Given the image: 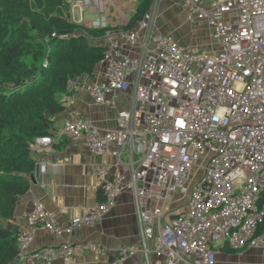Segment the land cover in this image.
Here are the masks:
<instances>
[{
	"label": "built area",
	"instance_id": "obj_1",
	"mask_svg": "<svg viewBox=\"0 0 264 264\" xmlns=\"http://www.w3.org/2000/svg\"><path fill=\"white\" fill-rule=\"evenodd\" d=\"M108 0H70L81 18L103 14ZM191 23L204 21L217 51L185 49L172 36L154 32L159 0L134 30L109 27L106 17L90 27L107 29L101 81L72 79L70 90L85 88L94 101L118 110L117 126L102 130L90 120L73 119L52 136L36 138L31 153H42L63 139L83 141L92 154L110 155L98 168L104 201L74 216L67 227L34 200L30 230L19 234L20 255L34 231L71 237L76 229L101 221L121 194L133 192L140 224L141 251L167 264L199 256L195 264H216L215 245L264 254V0H179ZM111 28V29H110ZM47 171V164L39 165ZM191 185L186 208L168 211ZM153 202L159 205L152 206ZM97 243L64 241L28 256L30 264L70 263ZM136 253L122 249L111 264H125Z\"/></svg>",
	"mask_w": 264,
	"mask_h": 264
},
{
	"label": "crops",
	"instance_id": "obj_2",
	"mask_svg": "<svg viewBox=\"0 0 264 264\" xmlns=\"http://www.w3.org/2000/svg\"><path fill=\"white\" fill-rule=\"evenodd\" d=\"M159 10L156 17L154 32L164 36H172L182 48L198 51H217L211 29L206 22L191 23L187 12L179 0H159ZM139 0H108L106 11L101 14L88 12L83 18L75 20L85 26L106 17L109 27L126 26L135 14ZM73 7L71 6V14ZM76 19V18H75ZM105 47V41L97 42ZM101 68L97 67L92 78H85L89 83H98L101 79ZM129 93L122 94L118 101V110L128 106ZM65 111L55 119V133L65 127L67 122L83 118L90 120L102 130L114 129L117 126L118 110L97 104L85 89L76 90L69 98H64ZM54 133V134H55ZM59 146V147H58ZM37 164L31 179L29 192L19 199L14 217L0 223L8 228L21 232L31 229L27 215L32 211L34 200L39 201L46 210L55 215L58 226L65 228L70 220L82 214L99 203L98 168L105 163H112L110 155L92 154L83 141L63 139L61 144L51 147L42 153H31ZM47 164L46 173L39 172V165ZM38 169V172H37ZM191 185H188L170 203L168 211L180 213L186 208ZM159 205L153 202L152 206ZM71 243H97L103 247V252L95 254L86 252L75 256L70 263L57 260L54 264H111L116 253L122 249H135L136 253L128 258L125 264H167L163 257L154 253L146 256L141 251L140 224L137 217L134 195L131 191L121 194L115 207L99 222L76 229L71 237L57 236L47 230H35L34 240L28 249L18 257L17 264H30L28 256L37 250L60 246L64 241ZM216 264H264V254L261 250L244 248L232 250L228 245L217 243ZM199 256L191 255L186 261L177 264H195Z\"/></svg>",
	"mask_w": 264,
	"mask_h": 264
},
{
	"label": "trees",
	"instance_id": "obj_3",
	"mask_svg": "<svg viewBox=\"0 0 264 264\" xmlns=\"http://www.w3.org/2000/svg\"><path fill=\"white\" fill-rule=\"evenodd\" d=\"M153 4L139 0L129 23L115 29L134 30ZM106 31L72 20L70 0H0V219L5 222L30 190L37 168L31 144L54 135L64 98L76 91L69 89L70 81L95 75L106 49L97 42ZM99 200L104 201L102 190ZM19 234L0 223V264L18 263Z\"/></svg>",
	"mask_w": 264,
	"mask_h": 264
},
{
	"label": "rangeland",
	"instance_id": "obj_4",
	"mask_svg": "<svg viewBox=\"0 0 264 264\" xmlns=\"http://www.w3.org/2000/svg\"><path fill=\"white\" fill-rule=\"evenodd\" d=\"M137 0H134V2H136ZM159 2H161V1H159ZM158 10H159V4H158V6H157V13H158ZM72 11H73V9H72ZM74 12H75V18H76V20H79L80 18H81V14H80V11L79 10H74ZM157 13H156V16H157ZM73 20V19H72ZM75 21V20H74Z\"/></svg>",
	"mask_w": 264,
	"mask_h": 264
},
{
	"label": "water",
	"instance_id": "obj_5",
	"mask_svg": "<svg viewBox=\"0 0 264 264\" xmlns=\"http://www.w3.org/2000/svg\"><path fill=\"white\" fill-rule=\"evenodd\" d=\"M37 172H38V169H37Z\"/></svg>",
	"mask_w": 264,
	"mask_h": 264
}]
</instances>
